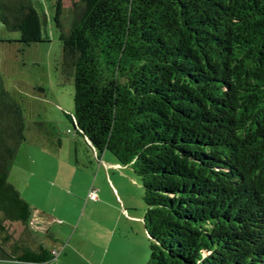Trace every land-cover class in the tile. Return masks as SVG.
<instances>
[{
	"label": "trees",
	"instance_id": "obj_1",
	"mask_svg": "<svg viewBox=\"0 0 264 264\" xmlns=\"http://www.w3.org/2000/svg\"><path fill=\"white\" fill-rule=\"evenodd\" d=\"M63 10L70 120L138 176L145 264H264V0H72L67 28ZM0 23L42 41L32 0H0ZM24 128L0 78V256L25 264L53 254L7 180Z\"/></svg>",
	"mask_w": 264,
	"mask_h": 264
},
{
	"label": "rangeland",
	"instance_id": "obj_2",
	"mask_svg": "<svg viewBox=\"0 0 264 264\" xmlns=\"http://www.w3.org/2000/svg\"><path fill=\"white\" fill-rule=\"evenodd\" d=\"M61 1L67 28L72 0ZM32 2L42 41L23 45L16 41L17 31L0 23V78L20 105L25 125V140L7 180L36 207L32 216L37 221H31V227L38 242L57 254L25 264H145L149 241L142 222L145 205L139 178L130 165H121L119 174L106 173L76 133L70 120L73 73L61 57L53 18L56 0ZM90 191L95 192L94 198ZM4 224L11 236L8 247L19 226ZM0 264L24 263L0 256Z\"/></svg>",
	"mask_w": 264,
	"mask_h": 264
},
{
	"label": "crops",
	"instance_id": "obj_3",
	"mask_svg": "<svg viewBox=\"0 0 264 264\" xmlns=\"http://www.w3.org/2000/svg\"><path fill=\"white\" fill-rule=\"evenodd\" d=\"M98 160H99V162L101 161V162L103 163V166H104V168H105L106 173L111 172V174H112V173H114V174H119V173H118L119 170H122V169H123V167H121L122 164L118 163L114 157H109L108 154H105V152H103V151H102L101 154L99 155V159H98ZM101 162H100V164H101ZM98 164H99V163H98ZM123 166H124V165H123ZM97 172H101V174L103 175L104 170H103L101 167H98ZM33 209H34V211H36V207H33ZM34 211H33V212H34ZM38 216H42V215L40 214V215H38ZM36 217H37V216H32V218H31L32 223H33L34 221H37V220H36ZM42 217H43V216H42ZM30 237H32L35 241H38V240L36 239V235H35V233H34L33 235L31 234ZM52 249H53V248H51L50 250H52Z\"/></svg>",
	"mask_w": 264,
	"mask_h": 264
},
{
	"label": "built area",
	"instance_id": "obj_4",
	"mask_svg": "<svg viewBox=\"0 0 264 264\" xmlns=\"http://www.w3.org/2000/svg\"><path fill=\"white\" fill-rule=\"evenodd\" d=\"M95 195H96V194H95L94 191H90V192H89V196H90V197L94 198ZM52 254H53L54 257H55V255L57 254V251H56V250H52Z\"/></svg>",
	"mask_w": 264,
	"mask_h": 264
}]
</instances>
